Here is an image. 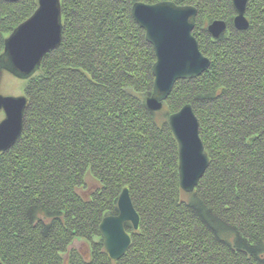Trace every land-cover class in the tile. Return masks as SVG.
Here are the masks:
<instances>
[{
  "label": "trees",
  "instance_id": "trees-1",
  "mask_svg": "<svg viewBox=\"0 0 264 264\" xmlns=\"http://www.w3.org/2000/svg\"><path fill=\"white\" fill-rule=\"evenodd\" d=\"M173 2L198 10L193 36L211 66L179 81L151 112L156 55L132 6ZM62 42L25 88L21 137L0 155L3 264H264V0H249L247 31L234 28L232 0H61ZM38 0H0L4 36L28 21ZM226 21L218 39L206 26ZM198 117L209 160L194 192L179 177L169 117ZM100 183L79 194L85 175ZM129 189L139 230L112 261L101 238ZM96 238L99 242H94ZM91 243L89 259L72 249Z\"/></svg>",
  "mask_w": 264,
  "mask_h": 264
},
{
  "label": "water",
  "instance_id": "water-1",
  "mask_svg": "<svg viewBox=\"0 0 264 264\" xmlns=\"http://www.w3.org/2000/svg\"><path fill=\"white\" fill-rule=\"evenodd\" d=\"M17 1L4 0L12 4ZM248 2L232 0L236 14L233 25L239 31L249 28L245 16ZM38 4L33 16L7 38L4 54L0 56V70L11 72L19 79H31L41 67L44 57L62 42L61 0H38ZM131 10L134 21L146 33V41L152 45L156 55L152 70L154 90L146 100V107L152 113L161 112L177 82L194 80L211 66L193 36L198 10L193 6L179 7L173 2L146 5L140 1L135 2ZM206 29L215 40L225 33L227 24L215 20ZM26 106L25 97H4L0 94V110L3 109L6 114L0 122V154L10 150L21 137ZM168 124L179 144L181 189L189 194L198 187L209 166L200 138L199 120L192 106L185 105L169 117ZM119 197V214L103 218L99 228L106 252L113 261L122 259L131 244L130 235L124 229L125 223H130L135 231L139 230L140 224L129 189L124 188Z\"/></svg>",
  "mask_w": 264,
  "mask_h": 264
},
{
  "label": "rangeland",
  "instance_id": "rangeland-1",
  "mask_svg": "<svg viewBox=\"0 0 264 264\" xmlns=\"http://www.w3.org/2000/svg\"><path fill=\"white\" fill-rule=\"evenodd\" d=\"M247 10V9H246ZM236 15V14H235ZM235 17V16H234ZM215 21V20H214ZM223 21V20H222ZM226 22V21H224ZM213 23V22H211ZM209 23V24H211ZM208 24V25H209ZM207 25V26H208ZM206 26V27H207ZM227 31V30H226ZM225 31V33H226ZM13 34V33H12ZM12 34H9L7 36H4V46H5V42L7 40V38L12 35ZM4 46H3V50L0 52V56L2 54H4ZM206 57V56H205ZM208 58V57H207ZM209 59V58H208ZM210 60V59H209ZM212 63V62H211ZM1 73V72H0ZM37 73V72H36ZM35 73V75H37ZM0 94L7 97V96H12V97H15V98H19L21 97V95H25L24 93V89L26 88L27 84L29 83L28 80H25V81H17L16 80V83L13 84L14 80L11 78L10 75L6 74V73H2L1 74V77H0ZM24 90V91H23ZM27 107V106H26ZM24 118V117H23ZM5 119V115L0 113V122L3 121ZM24 125V124H22ZM85 180H84V186H82L81 188H79V191L78 193L84 195V197H89L91 192L96 190V189H99L100 187V183L97 181V179L91 174V172H88L86 175H85ZM102 238V237H101ZM94 242H99L98 239L94 238L93 239ZM72 249H76L78 250L80 253H82L84 255V257L86 259H89L90 256H91V253H90V249H91V243L90 242H87L85 240H82V241H74L73 242V245L71 246Z\"/></svg>",
  "mask_w": 264,
  "mask_h": 264
},
{
  "label": "flooded vegetation",
  "instance_id": "flooded-vegetation-1",
  "mask_svg": "<svg viewBox=\"0 0 264 264\" xmlns=\"http://www.w3.org/2000/svg\"><path fill=\"white\" fill-rule=\"evenodd\" d=\"M0 72H1V73H0V77H1V74H2V73H6V74L10 75L11 78L14 80L13 84L16 83V80H17V81H20V80H21V81H25L24 79H21V78L19 79L18 77H16V76H15L14 74H12L11 72L5 71V70H3V69L0 70ZM0 79H1V78H0ZM24 90H25V89H24ZM24 90H23V91H24ZM24 93H25V91H24ZM2 96H3V95H2ZM10 96H11V95H10ZM10 96H7V97H10ZM4 97H5V96H4ZM21 97H25V98H26V102H27L28 99H27V95H26V93H25V95H21ZM21 97H19V98H21ZM27 105H28V102H27ZM25 109H26V108H25ZM24 111H25V110H24ZM0 113L4 114V115H5V118H6V114H5V112H4L3 109L0 110ZM23 113H24V112H23Z\"/></svg>",
  "mask_w": 264,
  "mask_h": 264
},
{
  "label": "bare ground",
  "instance_id": "bare-ground-1",
  "mask_svg": "<svg viewBox=\"0 0 264 264\" xmlns=\"http://www.w3.org/2000/svg\"><path fill=\"white\" fill-rule=\"evenodd\" d=\"M214 40V39H213ZM3 153H5V152H3ZM1 155V154H0ZM112 260V259H111ZM113 261V260H112ZM119 261V260H118ZM115 262V261H114Z\"/></svg>",
  "mask_w": 264,
  "mask_h": 264
}]
</instances>
